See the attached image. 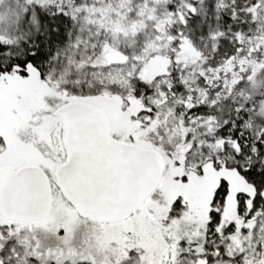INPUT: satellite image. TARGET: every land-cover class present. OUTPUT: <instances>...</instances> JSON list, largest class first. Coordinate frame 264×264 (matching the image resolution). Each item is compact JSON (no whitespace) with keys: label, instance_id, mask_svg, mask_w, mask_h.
<instances>
[{"label":"snow or ice","instance_id":"snow-or-ice-1","mask_svg":"<svg viewBox=\"0 0 264 264\" xmlns=\"http://www.w3.org/2000/svg\"><path fill=\"white\" fill-rule=\"evenodd\" d=\"M0 264H264V0H0Z\"/></svg>","mask_w":264,"mask_h":264}]
</instances>
